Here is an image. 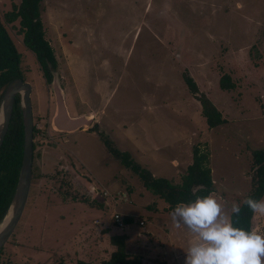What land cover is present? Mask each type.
I'll use <instances>...</instances> for the list:
<instances>
[{
    "label": "rangeland",
    "instance_id": "1",
    "mask_svg": "<svg viewBox=\"0 0 264 264\" xmlns=\"http://www.w3.org/2000/svg\"><path fill=\"white\" fill-rule=\"evenodd\" d=\"M20 3L0 0V17ZM41 18L68 110L93 123L73 133L53 128L52 86L19 21L6 24L33 86L36 131L29 199L4 246L13 264H101L116 250L114 236H124L144 264H185L197 237L167 217L169 205L92 128L174 183L194 148L208 152L213 195L231 219L235 202L222 194L250 192L252 152L264 149V0H43ZM185 73L226 123L208 127ZM224 75L234 89H221ZM115 212L125 225L115 223ZM252 224L264 232V215L255 213Z\"/></svg>",
    "mask_w": 264,
    "mask_h": 264
},
{
    "label": "trees",
    "instance_id": "2",
    "mask_svg": "<svg viewBox=\"0 0 264 264\" xmlns=\"http://www.w3.org/2000/svg\"><path fill=\"white\" fill-rule=\"evenodd\" d=\"M42 1L21 0L18 6L14 5L11 11L4 14L3 19L0 17V107L4 93L12 81L22 79L27 82L22 71V55L10 37L6 24H14L19 21V31L23 35L24 45L35 55L48 84L52 82V72L57 71L58 66L54 50L45 38L41 18ZM184 79L191 93L200 102L202 114L208 127L214 129L226 123L217 107L206 95L200 93L194 79L188 73L184 74ZM220 87L222 90L229 91L234 89L235 85L228 75H224L220 81ZM20 100L18 95L8 132L0 148V223L12 201L23 161L24 124ZM92 130L97 131L100 141L107 148L110 155L139 176L147 190L169 205V211H174L175 207L180 203H189L194 201L197 196L203 197L216 191L212 170L209 167V154L201 151L198 146L194 148L193 163L188 166L181 183H174L167 178L154 177L150 171L142 168L140 164L133 160L129 152L121 151L107 134L97 128V125ZM35 134L36 131L34 129V137ZM34 152L35 143L33 146V159ZM252 159V171L249 175L251 180L250 192L243 196L222 194L224 198L234 201L241 208L239 215L231 214L230 221L235 227L248 231H253L252 219L255 213L244 205L242 201L248 197L257 200H261L264 197V149L254 150ZM126 223H131V220H126ZM111 242L116 246V250L101 264H144L143 257L132 256L127 251L124 236H114ZM12 261L6 247H4L0 251V264H13ZM160 263L165 264V262ZM155 264H159V261H156Z\"/></svg>",
    "mask_w": 264,
    "mask_h": 264
},
{
    "label": "clouds",
    "instance_id": "3",
    "mask_svg": "<svg viewBox=\"0 0 264 264\" xmlns=\"http://www.w3.org/2000/svg\"><path fill=\"white\" fill-rule=\"evenodd\" d=\"M242 203L264 215V199L248 197ZM231 211L239 215L240 205L233 204ZM171 215L197 237L188 248L185 264H264V232L235 227L215 195L180 203Z\"/></svg>",
    "mask_w": 264,
    "mask_h": 264
},
{
    "label": "water",
    "instance_id": "4",
    "mask_svg": "<svg viewBox=\"0 0 264 264\" xmlns=\"http://www.w3.org/2000/svg\"><path fill=\"white\" fill-rule=\"evenodd\" d=\"M52 75L53 79L51 86L56 99V112L52 119L53 128L59 132L73 133L77 130L90 127L93 123L92 116H72L70 114L66 104L64 91L60 86L58 72L53 71ZM32 92L33 86L31 83L24 82L22 79L14 80L8 85L0 107V120L2 119L0 125V148L8 132L15 101L18 95L21 99L24 124V153L22 167L12 201L0 223V251L11 238L22 219L32 186L34 146V120L31 100ZM9 215L10 219L7 224L2 227L5 218Z\"/></svg>",
    "mask_w": 264,
    "mask_h": 264
},
{
    "label": "built area",
    "instance_id": "5",
    "mask_svg": "<svg viewBox=\"0 0 264 264\" xmlns=\"http://www.w3.org/2000/svg\"><path fill=\"white\" fill-rule=\"evenodd\" d=\"M113 219H114L115 223H117L121 226L125 225V222H124L125 218L121 214L115 212V214L113 215ZM144 224H145V222L140 223L141 226H144Z\"/></svg>",
    "mask_w": 264,
    "mask_h": 264
},
{
    "label": "bare ground",
    "instance_id": "6",
    "mask_svg": "<svg viewBox=\"0 0 264 264\" xmlns=\"http://www.w3.org/2000/svg\"><path fill=\"white\" fill-rule=\"evenodd\" d=\"M1 121H2V119L0 120V125H1ZM9 219H10V215L5 218V220H4L3 224H2V227H4L7 224Z\"/></svg>",
    "mask_w": 264,
    "mask_h": 264
},
{
    "label": "crops",
    "instance_id": "7",
    "mask_svg": "<svg viewBox=\"0 0 264 264\" xmlns=\"http://www.w3.org/2000/svg\"><path fill=\"white\" fill-rule=\"evenodd\" d=\"M166 210H164V212H165ZM158 212V211H157ZM157 212H155V211H152V214H160V213H157ZM169 213H172V211H168ZM167 217H172L171 215H167ZM149 224V223H148ZM157 229V228H156ZM160 230H161V228H160ZM162 231V230H161Z\"/></svg>",
    "mask_w": 264,
    "mask_h": 264
},
{
    "label": "flooded vegetation",
    "instance_id": "8",
    "mask_svg": "<svg viewBox=\"0 0 264 264\" xmlns=\"http://www.w3.org/2000/svg\"><path fill=\"white\" fill-rule=\"evenodd\" d=\"M35 129V128H34Z\"/></svg>",
    "mask_w": 264,
    "mask_h": 264
}]
</instances>
